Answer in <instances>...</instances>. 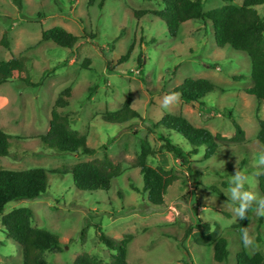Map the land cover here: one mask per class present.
<instances>
[{"label": "rangeland", "instance_id": "374dc122", "mask_svg": "<svg viewBox=\"0 0 264 264\" xmlns=\"http://www.w3.org/2000/svg\"><path fill=\"white\" fill-rule=\"evenodd\" d=\"M162 2L104 0L101 7L100 0L92 6L89 0H23L19 8L11 0H0V59L25 57L33 83L13 79L0 85L1 128L12 135L9 155L0 156V169L54 171L45 193L9 202L0 219L15 208H31L34 225L61 239V251L45 253L49 264H73L83 252L109 264L116 251L100 240L99 227L116 239L134 236L128 246L129 264H238L242 249L264 254V234L258 232L259 218L264 216L254 209L246 227L255 237L253 246L243 244L244 227H235L241 221L236 211L243 192L254 193L257 200L263 197L264 164L258 161L264 149L258 133L264 100L247 93L253 85L251 59L229 45L218 46L213 27L203 21L183 23L177 37H172L162 19L134 16L135 10L160 9ZM239 2L205 0L204 10ZM258 9L263 12V7ZM55 26L78 36H90L92 30L95 37H86L73 48L43 42V31ZM4 37L9 46L2 43ZM189 77L210 80L218 88L203 103L180 97L178 103L162 107L171 89ZM66 87L72 88V97L61 111L70 115L72 128L87 138L94 154L59 152L41 140L50 129L56 99ZM127 99L139 117L122 124L103 120V114L120 110ZM229 112L246 131L245 143H225L208 159L201 147L188 163L163 147L162 130L155 126L164 113L183 115L195 126L231 138L235 127L226 116ZM172 141L190 149L179 134H173ZM143 145L154 152L148 155V164L181 175L169 187L164 208L152 205L143 190L139 167ZM105 155L122 166L111 188L77 189L71 173L74 165ZM237 171L245 184L233 200L228 190L236 187L230 179ZM206 222L211 231L219 227L217 234L227 239L226 261L214 259L213 245L197 242V237L211 232L201 227ZM198 224L200 228H195ZM190 226L194 228L189 236ZM0 264H23L22 248L3 233L1 225Z\"/></svg>", "mask_w": 264, "mask_h": 264}, {"label": "trees", "instance_id": "16d2710c", "mask_svg": "<svg viewBox=\"0 0 264 264\" xmlns=\"http://www.w3.org/2000/svg\"><path fill=\"white\" fill-rule=\"evenodd\" d=\"M16 6L22 8L23 0H11ZM99 0H89V6ZM162 7L156 10H135L134 16L143 18L153 15L162 19L167 25L170 36L177 37L181 25L187 21H203L213 27L216 44L220 47L229 45L239 52H243L251 59L250 79L252 87L247 93L255 96L257 100H264V0H240L238 4L228 3L224 6L204 10L205 0H162ZM234 1V0H225ZM100 6H104V0H100ZM263 7L261 13L258 9ZM90 36H78L69 32L62 26H55L42 33L43 42H53L64 48H73L83 42L86 37H95L91 30ZM6 37V35H5ZM5 37L2 43L9 46ZM130 53L122 59L126 61ZM25 57L13 56L9 60L0 59V85L19 79L33 84L25 69ZM237 78H244L243 76ZM218 88L207 79L186 78L184 82L170 93H180V97L186 101L203 103L207 95ZM72 88L66 87L61 91L55 102L51 114L50 129L46 135L41 136L42 142L48 147L59 152L78 153L83 151L87 154H94L95 149L90 147L87 138L80 135L72 128L69 114L63 113L61 109L70 105ZM137 110L131 106L130 99H127L123 107L115 112L103 114V120L113 124H122L139 117ZM226 116L231 119L235 127V135L231 138L220 133L213 134L205 127H198L191 123L183 115L164 113L161 119L155 124L156 128L162 130L164 138L163 147L181 157L188 163L192 155L198 154L201 147H205V158H211L222 149L225 143L243 145L246 141V131L242 128L236 117L229 112ZM258 141L264 149V119H259ZM179 134L190 146L185 151L177 143L172 141V135ZM12 135L4 132L0 121V156L9 155V141ZM145 145L142 148V155L139 167L143 176L144 192L148 201L158 207H165V196L169 187L180 180L181 175L175 169H166L163 166H152L148 164V155L154 154ZM54 171L45 168H30L25 170L0 169V214L6 205L14 200L25 198H36L45 193L49 185V176ZM74 185L79 190L101 191L111 188L113 180L122 173V166L105 155L90 161L80 162L71 170ZM261 192L264 197V172L260 177ZM256 205L253 204L246 211L247 218L241 219L240 224L235 226H248L250 217ZM35 213L31 208H15L2 216L0 225L2 231L8 237L14 239L22 248L23 264H49L45 258L47 251H61L62 243L60 236L41 227L34 225ZM201 222V220L199 221ZM264 217L259 218L258 232L264 234ZM202 228L211 231L210 223H204ZM192 226L188 228L187 235H191ZM200 228L198 224L197 227ZM100 240L111 250L116 251L113 260L109 264H129L128 246L134 236L128 234L123 239H116L100 227ZM219 227L214 231L197 237L196 240L202 245H213L214 259L223 262L229 256V244L227 239L217 234ZM260 236L258 240H260ZM238 264H264V254L260 251L249 254L242 249L237 254ZM73 264H104L97 256L83 252L77 256Z\"/></svg>", "mask_w": 264, "mask_h": 264}, {"label": "clouds", "instance_id": "9594fccd", "mask_svg": "<svg viewBox=\"0 0 264 264\" xmlns=\"http://www.w3.org/2000/svg\"><path fill=\"white\" fill-rule=\"evenodd\" d=\"M180 95V93L169 94L164 98L162 107L167 108L174 103H178L180 100ZM258 162L260 164H264V154L260 155ZM232 183H234L236 187H230L228 191L231 192L232 199L235 200L237 194L240 192V189L243 188L245 184V181L241 179V171H237L236 174L231 177L230 184ZM253 201H256L255 211L257 215L264 216V197L257 200V196L254 193L250 191H244L239 208L236 211V215L240 219L247 218L246 211L253 206ZM242 241L245 247L253 246L255 242V237L249 234L246 227L242 229Z\"/></svg>", "mask_w": 264, "mask_h": 264}]
</instances>
